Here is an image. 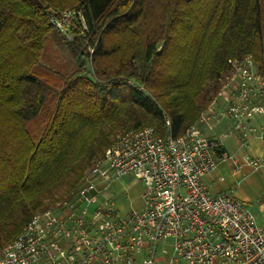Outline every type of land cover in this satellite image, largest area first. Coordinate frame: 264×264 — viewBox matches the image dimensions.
<instances>
[{
	"label": "trees",
	"instance_id": "trees-1",
	"mask_svg": "<svg viewBox=\"0 0 264 264\" xmlns=\"http://www.w3.org/2000/svg\"><path fill=\"white\" fill-rule=\"evenodd\" d=\"M49 10L85 25L67 39ZM51 39L70 70L42 62ZM246 54L264 75V0H0V249L70 198L117 131L183 134Z\"/></svg>",
	"mask_w": 264,
	"mask_h": 264
},
{
	"label": "built area",
	"instance_id": "built-area-1",
	"mask_svg": "<svg viewBox=\"0 0 264 264\" xmlns=\"http://www.w3.org/2000/svg\"><path fill=\"white\" fill-rule=\"evenodd\" d=\"M46 14L67 39L75 21L85 25L80 11ZM217 82L198 120L179 136L153 126L117 131L70 198L36 212L0 249V264H264V221L232 191L212 193L202 182L231 156L199 126L226 117L241 145L254 132L264 136L253 122L264 115V75L246 54L231 59ZM244 159L263 166L264 145L261 157ZM133 190L141 207L119 206L117 196Z\"/></svg>",
	"mask_w": 264,
	"mask_h": 264
},
{
	"label": "crops",
	"instance_id": "crops-1",
	"mask_svg": "<svg viewBox=\"0 0 264 264\" xmlns=\"http://www.w3.org/2000/svg\"><path fill=\"white\" fill-rule=\"evenodd\" d=\"M253 122L255 125L264 127V115L256 116ZM234 123L233 119L222 117L219 122L212 121L199 124L205 134L220 138L223 150L231 156L219 161L218 166L213 171L202 177V182L212 193L232 191L238 199L247 204L256 219L263 222L264 165L255 168L244 159V154L255 158L261 157L264 136H257L258 132H254L247 136L246 144L241 145L234 129ZM237 165L240 166V170H236ZM130 194L138 196L137 190H133ZM141 205L140 200V205L132 208H140Z\"/></svg>",
	"mask_w": 264,
	"mask_h": 264
},
{
	"label": "rangeland",
	"instance_id": "rangeland-1",
	"mask_svg": "<svg viewBox=\"0 0 264 264\" xmlns=\"http://www.w3.org/2000/svg\"><path fill=\"white\" fill-rule=\"evenodd\" d=\"M47 44L48 48L45 51L44 60L42 61L44 64L52 63V65L54 66L61 65L64 66L67 70H70L74 66V58L65 47L61 46L56 40L52 39L50 43ZM123 179L127 182L126 184L131 183L130 176H124ZM138 198V196L129 193L120 194L117 196L116 201L119 200L120 203L118 205L127 209L132 207H138L140 205V198Z\"/></svg>",
	"mask_w": 264,
	"mask_h": 264
}]
</instances>
